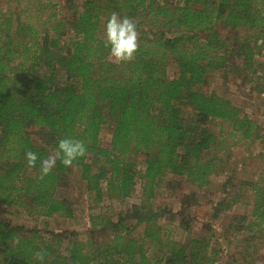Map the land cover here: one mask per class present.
<instances>
[{
	"label": "trees",
	"instance_id": "1",
	"mask_svg": "<svg viewBox=\"0 0 264 264\" xmlns=\"http://www.w3.org/2000/svg\"><path fill=\"white\" fill-rule=\"evenodd\" d=\"M64 1L66 16L39 18L41 5L40 24L0 8V205L11 215L73 219L75 203L59 196L71 175L97 205L123 204L138 184L142 193L115 216H94L86 239L0 214V264H264V173L238 182L228 173L200 226L191 211L199 192L227 175L238 141L261 140L264 149L257 120L202 87L217 71L256 72L264 0ZM112 14L137 26L131 62H115L106 46ZM65 138L82 141L86 155L67 167L58 159L41 177V162ZM28 151L38 156L34 167ZM184 181L190 191L176 194V212L155 205L161 190Z\"/></svg>",
	"mask_w": 264,
	"mask_h": 264
},
{
	"label": "rangeland",
	"instance_id": "2",
	"mask_svg": "<svg viewBox=\"0 0 264 264\" xmlns=\"http://www.w3.org/2000/svg\"><path fill=\"white\" fill-rule=\"evenodd\" d=\"M78 3H82V0H78ZM41 5H47V9L45 12L39 14V18H46V16L51 15L52 12H58L61 9L62 12L59 16H66L67 12L64 8V0H0V8L3 10H12L17 13L21 12L23 16L26 15L25 18L27 21H32L37 24H40V19H37L36 14ZM256 60L257 64L253 69L256 70L255 73H251L246 69L243 70L241 67H239L238 71L234 72V70H231L227 74H224L222 71H217L212 74L207 83L202 87L206 92L216 91L230 99L237 106L243 108L245 113L257 120L262 127V134L264 135V55L257 57ZM237 65L239 66L238 62ZM173 72L174 69L170 68V76H173ZM250 77L252 80H250ZM184 115L187 119H190L193 116L190 109L185 110ZM209 127L215 131L221 129L220 124L216 122L209 124ZM101 138L104 145H109L111 129L105 128L102 131ZM232 151V158L227 163V175L217 178L211 188L200 191L198 203L191 207L192 213L195 214L199 220L197 221L199 226L203 221L211 219V200L219 199L221 185L228 176V173L231 176L233 175V181L235 182H238L239 179L244 177L255 181L262 173H264V149L261 140L249 144H246L244 141H238ZM139 159L142 160L143 157L141 156ZM178 188L180 189H177V191L168 190L167 188L161 190L154 200L155 205L176 212L180 207L177 195L188 193L190 191L189 184L185 181L182 182L181 186ZM141 193V186L138 184L134 196L129 198L123 204L115 200L109 201L105 199L97 205L93 203L89 195L85 193V188L82 185V182L77 179L75 175H71L68 184L59 192V196L67 197L75 203V218H32V216L26 214V212L11 215L6 213V209L1 205L0 214L5 219L10 220L15 224L37 226L41 229L48 226V230H54L57 232L76 231L79 233L80 238L86 239L88 237V232L92 227L91 224L94 216L104 214V212H107L108 216H115L121 209L126 208L131 203L137 202ZM237 211L243 212V209L237 208ZM165 221L169 220L164 219L163 223L165 226L167 225L170 230H175L174 236L177 239L184 237L180 230H176L177 223L170 224ZM215 225L218 227L219 224ZM199 226L196 227L197 230ZM218 228L217 231L222 233V229L220 227ZM225 243H227V241ZM260 246L261 250L264 252V242H262Z\"/></svg>",
	"mask_w": 264,
	"mask_h": 264
},
{
	"label": "clouds",
	"instance_id": "3",
	"mask_svg": "<svg viewBox=\"0 0 264 264\" xmlns=\"http://www.w3.org/2000/svg\"><path fill=\"white\" fill-rule=\"evenodd\" d=\"M105 43L110 56L115 62H131L138 50V31L134 21L127 17L112 14L104 25ZM86 155V148L82 141L73 138L62 139L58 144V151L54 157L41 162V177L48 175L59 159L64 166H71L74 161ZM27 164L34 167L38 160L35 152L25 153Z\"/></svg>",
	"mask_w": 264,
	"mask_h": 264
}]
</instances>
